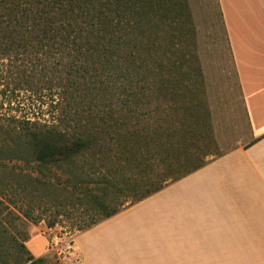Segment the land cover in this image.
Listing matches in <instances>:
<instances>
[{
	"label": "rangeland",
	"instance_id": "rangeland-1",
	"mask_svg": "<svg viewBox=\"0 0 264 264\" xmlns=\"http://www.w3.org/2000/svg\"><path fill=\"white\" fill-rule=\"evenodd\" d=\"M114 1L109 7L115 18L112 22L116 25L118 23V9L120 22L117 27L123 24L120 35L124 36L126 25L122 14L128 13V9L125 10L121 0ZM134 3L129 13L132 22L142 23L136 12L137 8L151 13L150 24L142 23L141 35H146L144 41L149 47L144 44V48L148 53L151 52L149 60L158 63L157 70L161 73L159 83H167L168 86L169 83H182L184 93L171 96L174 100L177 99L178 103L174 102L176 106L187 107L188 111L186 116L176 120L177 126L187 118L186 125L191 123L195 127L192 132L198 136L207 124L205 115H198L202 102L205 101L204 104L210 108L213 131L212 137H208L210 153L204 157L205 165L231 148L243 144L248 138L247 125L244 123L245 109L217 0H186L184 5L180 0H136ZM164 6L178 11V14L172 12L170 19H163L161 9ZM155 12L158 20L156 17L153 19ZM190 24L195 29L199 61L197 66L181 43L182 37L187 43H192ZM33 45L32 49L21 51L18 57L7 55L17 57L15 61H11L12 58H0V264L29 263L27 259L30 253L25 242L30 231L41 228L45 223L48 225L54 220L56 213L53 201L48 198L45 202L46 198H42L43 189L40 184L42 181H53L54 171L36 163L24 135L25 125L36 120L42 122L43 118H47L56 120L70 132L87 134L89 129L93 132L100 130L101 127L95 123H100L99 115H103V112L118 115V105L121 115L127 119L130 118L129 115H140L139 108L150 111L153 107L143 94L140 96L139 93L131 92L121 97L114 94L120 79L109 77L114 74V67L121 61V54L116 52L118 49L114 50L118 56L110 73H104V69H100L103 64H97L99 68L90 70V74L86 76L85 70L75 68H83L80 65L85 55L80 54L81 59L76 64L75 52L70 57L72 68L67 69L57 64L58 57L48 56L45 59L43 49L36 41ZM120 50L123 52L125 48L121 47ZM60 60L62 61L61 58ZM121 78L127 79L125 76ZM107 80L110 83H106ZM134 88L136 85L129 89ZM165 100L169 103L168 98ZM159 103L165 104L163 100ZM109 131L113 136L112 140H117L113 147L119 151L128 149L129 145L133 147L136 140L132 141L134 134L131 135L129 130L123 128L116 133L109 127ZM176 181L178 180L171 181L168 185ZM129 204L133 203L128 201L125 206ZM48 227L56 228L54 231L59 236L71 234L75 238L84 231L76 229L72 219L65 214H61ZM220 244L231 245V240L224 238ZM74 250L75 248L72 254ZM71 255L61 259L48 250V254L38 264H68ZM203 259L215 261L203 264H231V246H220L214 249L213 254L205 253Z\"/></svg>",
	"mask_w": 264,
	"mask_h": 264
},
{
	"label": "trees",
	"instance_id": "trees-1",
	"mask_svg": "<svg viewBox=\"0 0 264 264\" xmlns=\"http://www.w3.org/2000/svg\"><path fill=\"white\" fill-rule=\"evenodd\" d=\"M135 1L121 0L125 10L128 9V13L122 14L126 29L121 36L123 24L117 27L120 13L116 9L119 16L116 25L109 8L114 0H0V58L15 61L21 51L32 49L36 41L43 49L45 59L58 57L57 64L63 68H72L70 57L75 52L76 64L81 59L80 54L85 55L80 65L84 69L75 68L85 70L88 76L90 70L99 68L97 64H103L100 69H104V73H110L118 56L114 50L118 49L116 52L121 54L122 62L115 64L114 74L109 77L120 79L114 94L119 97L131 92L143 94L153 106L150 111L139 108L140 115H129L127 119L121 115L118 105V115L103 112L99 115L100 123H95L100 130L89 129L87 134L70 132L56 120L47 118L25 125L24 135L36 163L54 171L53 181L40 182L42 198H46L45 202L50 198L56 207L55 218L48 226L65 214L72 219L76 229L85 230L132 205L125 206L126 202H139L169 182L203 167L204 157L210 153L209 138L213 131L210 108L202 102L198 115H205L207 124L198 136L192 132L195 127L191 123L186 125L187 118L177 126L176 120L186 116L188 111L187 107L176 106L177 99L171 96L184 93L182 83H169V86L159 83L158 63L149 60L151 52L144 48L149 47L144 41L146 35H141L142 23L150 24L151 13L137 8L142 23L132 22L129 13ZM180 1L183 5L186 3V0ZM161 12L166 20L172 12L178 14L169 6H164ZM156 13L152 16L158 20ZM189 30L192 43H187L183 37L181 43L197 66L195 29L191 24ZM121 47L125 48L123 52ZM89 51L91 53H87ZM9 54L17 57L7 56ZM106 83L110 82L107 80ZM133 85L136 88L129 89ZM162 100L165 104L159 103ZM109 127L116 133L125 128L134 134L133 147L129 145L124 151L113 147L117 140H112ZM43 259V256L34 257L30 253L27 264H38Z\"/></svg>",
	"mask_w": 264,
	"mask_h": 264
},
{
	"label": "crops",
	"instance_id": "crops-1",
	"mask_svg": "<svg viewBox=\"0 0 264 264\" xmlns=\"http://www.w3.org/2000/svg\"><path fill=\"white\" fill-rule=\"evenodd\" d=\"M217 2L248 138L78 233L68 264L215 263L203 257L220 246H231V264H264V0ZM47 228L32 229L25 242L34 257L48 254Z\"/></svg>",
	"mask_w": 264,
	"mask_h": 264
},
{
	"label": "built area",
	"instance_id": "built-area-1",
	"mask_svg": "<svg viewBox=\"0 0 264 264\" xmlns=\"http://www.w3.org/2000/svg\"><path fill=\"white\" fill-rule=\"evenodd\" d=\"M56 228H47L46 234L48 237L49 252L57 255L61 259L69 257L75 248V237L71 234H56Z\"/></svg>",
	"mask_w": 264,
	"mask_h": 264
}]
</instances>
